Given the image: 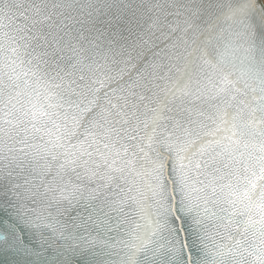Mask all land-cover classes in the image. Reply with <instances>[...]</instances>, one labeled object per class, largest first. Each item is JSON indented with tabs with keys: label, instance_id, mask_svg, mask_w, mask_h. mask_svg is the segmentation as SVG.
I'll list each match as a JSON object with an SVG mask.
<instances>
[{
	"label": "snow or ice",
	"instance_id": "6c2138e0",
	"mask_svg": "<svg viewBox=\"0 0 264 264\" xmlns=\"http://www.w3.org/2000/svg\"><path fill=\"white\" fill-rule=\"evenodd\" d=\"M0 264H264V0H0Z\"/></svg>",
	"mask_w": 264,
	"mask_h": 264
}]
</instances>
